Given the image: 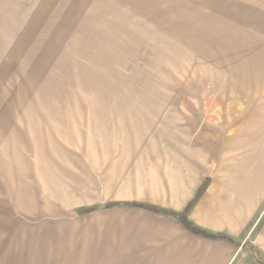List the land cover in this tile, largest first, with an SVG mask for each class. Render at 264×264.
Instances as JSON below:
<instances>
[{"label":"rangeland","instance_id":"obj_1","mask_svg":"<svg viewBox=\"0 0 264 264\" xmlns=\"http://www.w3.org/2000/svg\"><path fill=\"white\" fill-rule=\"evenodd\" d=\"M73 260L264 264V0H0V264Z\"/></svg>","mask_w":264,"mask_h":264},{"label":"crops","instance_id":"obj_2","mask_svg":"<svg viewBox=\"0 0 264 264\" xmlns=\"http://www.w3.org/2000/svg\"><path fill=\"white\" fill-rule=\"evenodd\" d=\"M79 105V104H78ZM61 107V106H60ZM83 108H85V107H83ZM86 108H88V109H93L91 106H88V107H86ZM98 108H101V109H106V108H108V107H106V106H100V107H98ZM91 113V115H93V112H90ZM90 113H88V112H86L85 114H84V116H82V122H90L91 123V115L89 116V114ZM98 113H101V112H98ZM98 113H96V114H98ZM103 113V112H102ZM105 115H101L99 118H97V121L96 122H98L97 124H113L114 122H112L111 120H109L108 122H106L107 121V119H110V116H107L109 113H106V111H105V113H104ZM129 115V112L126 114V115H123V116H121V119L120 120H123V121H125V122H123V124H127V123H130L131 125L133 124L132 123V121L134 120V119H138L137 117H134V116H128ZM109 117V118H108ZM87 124V123H86ZM89 124V123H88ZM81 134V133H80ZM91 142H93L91 139H86V142H84L85 144L82 146V148H80V151L79 152H105L104 151V149H102V150H100V151H97L96 149H95V144H93V143H91ZM94 147L93 149H91L90 147ZM72 264H98L96 261H92V260H88V261H76V260H73L72 261Z\"/></svg>","mask_w":264,"mask_h":264},{"label":"trees","instance_id":"obj_3","mask_svg":"<svg viewBox=\"0 0 264 264\" xmlns=\"http://www.w3.org/2000/svg\"><path fill=\"white\" fill-rule=\"evenodd\" d=\"M129 206V207H135V208H141L144 209L145 207L143 205L140 204H134V203H122V204H118V203H110V204H104V205H95L92 207H85L80 209L79 213L81 214H90V213H94L100 210H104V209H110L116 206ZM148 209V208H145ZM148 210H153V209H148ZM185 224H183L185 226L186 229H188L192 234L194 235H198V236H204L207 237L208 234L205 231L200 230L199 228L194 227L191 222L185 220L184 221ZM211 237H214L216 239H221L222 236L221 235H211Z\"/></svg>","mask_w":264,"mask_h":264}]
</instances>
